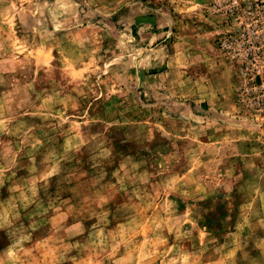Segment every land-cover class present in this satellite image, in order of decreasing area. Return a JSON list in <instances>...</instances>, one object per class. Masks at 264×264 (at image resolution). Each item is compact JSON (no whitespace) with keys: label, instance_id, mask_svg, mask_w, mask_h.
<instances>
[{"label":"rangeland","instance_id":"rangeland-1","mask_svg":"<svg viewBox=\"0 0 264 264\" xmlns=\"http://www.w3.org/2000/svg\"><path fill=\"white\" fill-rule=\"evenodd\" d=\"M215 2L0 0V264H264V0Z\"/></svg>","mask_w":264,"mask_h":264},{"label":"built area","instance_id":"built-area-1","mask_svg":"<svg viewBox=\"0 0 264 264\" xmlns=\"http://www.w3.org/2000/svg\"><path fill=\"white\" fill-rule=\"evenodd\" d=\"M244 1L245 0H216L214 5L216 11L224 13L225 15L231 17L232 20H234L238 24V30L236 31V33L232 32L225 35L229 36L225 39V43L234 42L233 44L239 46V48L241 45H244L242 49L245 48L244 41L246 40H240V42H238L239 38H237V36H257L254 30L249 25V19L252 18L253 15H255V10L258 7L257 5H247Z\"/></svg>","mask_w":264,"mask_h":264},{"label":"crops","instance_id":"crops-1","mask_svg":"<svg viewBox=\"0 0 264 264\" xmlns=\"http://www.w3.org/2000/svg\"><path fill=\"white\" fill-rule=\"evenodd\" d=\"M163 13V11H161V13L159 14V15H154V18L156 19V22L158 23V26H164V27H166V26H171V27H173V24H174V22H173V18H171L169 15H168V22H166L165 21V17L163 16L164 14H162ZM149 18L150 19H152V17H150L149 16ZM178 17H176V19H177ZM177 21V20H176ZM178 24H177V22H176V26H177ZM183 26V25H182ZM178 27H180L179 25H178ZM178 27H176V29H179ZM194 27V26H193ZM195 28V27H194ZM159 34V36H185V34L183 33V32H181V31H179V30H176L175 32H173V30H172V28L171 29H169L168 30V28L167 29H162L161 31H160V33H158ZM195 35V34H194Z\"/></svg>","mask_w":264,"mask_h":264}]
</instances>
